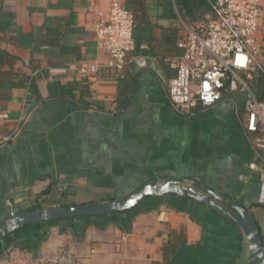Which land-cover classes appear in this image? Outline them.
I'll list each match as a JSON object with an SVG mask.
<instances>
[{"label": "crops", "instance_id": "0c3cea01", "mask_svg": "<svg viewBox=\"0 0 264 264\" xmlns=\"http://www.w3.org/2000/svg\"><path fill=\"white\" fill-rule=\"evenodd\" d=\"M114 1L145 37L122 81L94 34ZM182 22L168 0H0L1 128H18L0 147V223L56 194L47 207L179 177L233 197L264 230L261 175L248 167L258 161L255 134L244 127L241 97L190 111L167 98ZM254 39L264 66V0ZM91 63L98 70L87 76L73 69ZM248 256L236 223L175 194L125 212L36 222L0 240V264H244Z\"/></svg>", "mask_w": 264, "mask_h": 264}, {"label": "built area", "instance_id": "2783aa9c", "mask_svg": "<svg viewBox=\"0 0 264 264\" xmlns=\"http://www.w3.org/2000/svg\"><path fill=\"white\" fill-rule=\"evenodd\" d=\"M210 4L214 18L182 22L183 35L177 41L182 52L170 63L174 74L167 80L166 95L171 105L182 111L211 107L226 95L241 97L244 127L255 134L258 156V161L248 167L260 172L257 202L264 206V99H259L252 88L254 75L264 73L254 39L261 0H211ZM134 25L133 14L116 1L106 13L99 12L94 23L95 37L107 50L106 67L119 78L124 77L135 51ZM135 62L139 67L144 65L142 60ZM73 69L87 76L97 72L98 66L91 63ZM7 118L6 111H0V147L17 135L18 128L2 131V122ZM260 238L263 256L259 264H264V230Z\"/></svg>", "mask_w": 264, "mask_h": 264}, {"label": "water", "instance_id": "95a60500", "mask_svg": "<svg viewBox=\"0 0 264 264\" xmlns=\"http://www.w3.org/2000/svg\"><path fill=\"white\" fill-rule=\"evenodd\" d=\"M175 194L194 199L217 209L236 223L246 237L249 256L244 264H259L262 256L260 230L254 215L233 197L217 193L194 180L169 178L163 181L146 180L122 197L106 201H91L74 205L38 207L12 215L0 223V240L27 225L39 221L96 216L125 212L150 196Z\"/></svg>", "mask_w": 264, "mask_h": 264}, {"label": "trees", "instance_id": "16d2710c", "mask_svg": "<svg viewBox=\"0 0 264 264\" xmlns=\"http://www.w3.org/2000/svg\"><path fill=\"white\" fill-rule=\"evenodd\" d=\"M168 1L171 5L173 4L176 7L178 13L182 16V18L186 22L199 23L214 18V14L212 12L211 4H210L211 0H173V1L168 0ZM206 15H208V17H206ZM133 38L135 42V50H137L139 49L140 44L145 37L135 34L133 29ZM125 76L126 75H124V77L122 78L119 77L117 78L118 80L122 81L125 79ZM252 88L259 99H264V73L258 72L254 75L252 79ZM120 103L123 106L125 104V100L121 101ZM91 201H103V200L89 199L87 201H83L80 203H86ZM74 204H78V202L72 201L66 203L62 201L60 205H74ZM77 217H84V216H77ZM54 220H60V219H54ZM40 222L42 221H39L37 223Z\"/></svg>", "mask_w": 264, "mask_h": 264}, {"label": "rangeland", "instance_id": "374dc122", "mask_svg": "<svg viewBox=\"0 0 264 264\" xmlns=\"http://www.w3.org/2000/svg\"><path fill=\"white\" fill-rule=\"evenodd\" d=\"M56 198L58 199L59 197H58V194H56V195H54L53 196V200L52 201H50V202H48V201H45V202H43V201H40V202H38V204L37 205H35L34 203H32L29 207H27L26 208V210L28 209V210H30V209H33V208H35L36 206H38V207H42V208H46L49 204H57V200H56ZM55 206V205H54ZM38 207H36V208H38ZM262 225H261V222H260V227H261Z\"/></svg>", "mask_w": 264, "mask_h": 264}]
</instances>
